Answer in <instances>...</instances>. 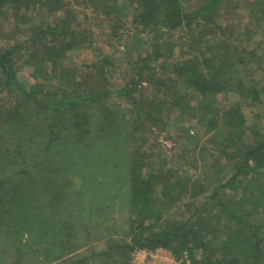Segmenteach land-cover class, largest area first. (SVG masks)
Segmentation results:
<instances>
[{"label": "trees", "instance_id": "1", "mask_svg": "<svg viewBox=\"0 0 264 264\" xmlns=\"http://www.w3.org/2000/svg\"><path fill=\"white\" fill-rule=\"evenodd\" d=\"M74 1L0 0V264H264V0Z\"/></svg>", "mask_w": 264, "mask_h": 264}, {"label": "rangeland", "instance_id": "2", "mask_svg": "<svg viewBox=\"0 0 264 264\" xmlns=\"http://www.w3.org/2000/svg\"><path fill=\"white\" fill-rule=\"evenodd\" d=\"M224 2H226V1H224ZM232 2H233V0H232ZM237 2H239L238 5L235 4L234 2H233V4H234V6L240 7L238 9L241 10V8H244V9L247 8L245 6V4L247 3V0H245V1L244 0H238ZM231 7H232L231 5H228L227 7L223 6L222 9H220V11L218 12L219 16L216 18V22H217V24L223 26L221 31H223V34L226 37L231 38L233 40L234 44H235L236 35H237L236 33H238L237 31L242 33L244 31V29H245V25L242 24L243 23L242 22V23H239V25L235 26L236 24H238V19L240 18L241 14H239V12H237V11L231 12L233 10ZM72 8L76 10L77 14H79V12L84 11V9H85L84 6L82 5L81 1L79 2V0L73 2ZM78 18H79V16L77 17V19ZM20 25H22V24H20ZM11 26H12V24H11V22L8 21V19H1L0 18V30L2 28H6L8 30H11L12 29ZM249 26L252 27L250 22H249ZM107 30H108V28L105 30V32H107ZM235 30H236V33H235ZM232 34H233V36H232ZM0 38L3 39V40H0V47L1 46L2 47H6L5 45L7 44V42H5L4 37L0 35ZM169 40L170 41H176L177 38H169ZM239 40L242 41V40H244V38L243 39H239ZM129 42H131L130 39H128V45H130ZM230 42L233 43L231 40H230ZM120 44L121 43L117 44L116 46L117 47L121 46ZM236 45H238V44H236ZM116 46L114 48H116ZM122 48L123 47H121L120 49H122ZM129 48H130V50L132 52L131 47H129ZM177 50H178V46H175L174 47V53H176ZM117 51L114 54L117 55L118 54ZM84 52L85 51H82V52H79L77 54H74V55L71 56L70 59L73 58V59H75L76 62H82L84 59L86 61L91 60V58H92L91 54L90 53L89 54H84ZM231 52H233V51L231 50ZM119 81L120 80H117L116 82H119ZM189 99L190 100H194V104H195V101L197 100L194 97H191ZM234 100H235V97L233 95H229V96L227 95L226 98H224L223 101H222L223 102V104H222L223 107H226V106L230 105V103L232 104L234 102ZM183 124H185V123H183ZM192 124L189 123V124H185V125H189V127H190ZM200 126H202V124H200ZM182 127H184V125H182ZM201 128L202 129L198 130V132L202 136V139L199 138V143L197 145H194V146L185 144V146H188L187 147L188 149L186 151L187 152V157H185L184 159L189 161V162H192L193 158H194L199 164L201 163V161H203V163L206 164V163L211 162L210 158L214 157V155H213L214 149H212L211 145L206 141L207 137L209 135H205L204 136L206 128L205 127L204 128L201 127ZM168 129H169V126L168 127H164L163 130H161L159 132H154L155 134L150 137V138H152V140H155L156 142H159L162 146H164V148L153 147L152 148V155H154V156L161 155V159L167 160L169 167L173 168V165L177 164L176 168H179V171L181 172V174H184L185 172H187L188 176H190L189 174H192L191 173L192 171L188 170V168L186 166H183V168H182L181 161L183 159H181L180 156L182 155L183 150L179 146L176 149H173L176 145L171 140H169V138H170L169 135H170L171 130H168ZM196 131L197 130H195L194 128L190 129V133L191 134L196 133ZM171 136H173V135H171ZM183 142H184V140H183ZM205 145L207 147H209L211 149V151L205 150L202 154H200L201 147L203 148V147H205ZM193 152H194V154H193ZM165 156H168V157H165ZM161 159H159V160L161 161ZM154 160H157V158H155ZM170 160H173L174 162L170 163ZM186 165H189V164L186 162ZM205 169H206V167H205ZM186 170H188V171H186ZM151 254L154 257H152V258H148L147 257V259H150L149 261H151L150 262L151 264H158V263L166 264V262H168L166 260H170L173 264L175 262L174 259H173V256L168 251L158 250V251H155V252H153ZM137 262H135V263L136 264H149L147 262L146 263L142 262L140 259H138ZM181 262H182L181 260L178 261V263H181ZM181 264H183V263H181Z\"/></svg>", "mask_w": 264, "mask_h": 264}, {"label": "built area", "instance_id": "3", "mask_svg": "<svg viewBox=\"0 0 264 264\" xmlns=\"http://www.w3.org/2000/svg\"><path fill=\"white\" fill-rule=\"evenodd\" d=\"M152 257H154V256L152 255ZM145 258H146L145 252H137L134 254V262H137L138 259H140L142 262H145ZM166 261H168V262H166V264H173L170 260H166ZM158 264H160V263H158ZM174 264H181V263L174 262Z\"/></svg>", "mask_w": 264, "mask_h": 264}]
</instances>
